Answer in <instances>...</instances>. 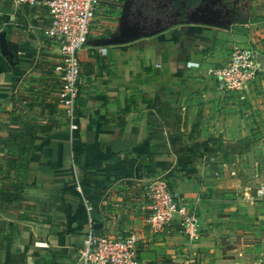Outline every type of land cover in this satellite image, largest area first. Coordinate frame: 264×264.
Returning <instances> with one entry per match:
<instances>
[{
	"label": "crops",
	"instance_id": "crops-1",
	"mask_svg": "<svg viewBox=\"0 0 264 264\" xmlns=\"http://www.w3.org/2000/svg\"><path fill=\"white\" fill-rule=\"evenodd\" d=\"M125 1L102 0L93 17L71 130L47 6L0 0V264H70L90 224L135 232L141 264H264V0H222L224 27L96 44L117 32ZM236 48L263 71L225 93L207 72ZM158 177L198 214L196 236L177 220L168 233L147 226L144 191Z\"/></svg>",
	"mask_w": 264,
	"mask_h": 264
},
{
	"label": "built area",
	"instance_id": "built-area-1",
	"mask_svg": "<svg viewBox=\"0 0 264 264\" xmlns=\"http://www.w3.org/2000/svg\"><path fill=\"white\" fill-rule=\"evenodd\" d=\"M39 2V0H26ZM102 0H43L49 11L46 33L57 42V64L60 74L58 97L71 130L77 128L75 102L79 95V51L87 43L91 22L102 6ZM192 62H187L190 65ZM263 71L258 56L251 48H236L228 60L208 70L225 93H243ZM263 186L257 190L260 196ZM145 222L154 233H168L174 220L189 237L198 233L199 217L186 211L170 189L166 177L153 180L144 191ZM139 237L129 231L122 237L98 233L90 224L84 235L79 257L70 264H141L136 247Z\"/></svg>",
	"mask_w": 264,
	"mask_h": 264
},
{
	"label": "water",
	"instance_id": "water-1",
	"mask_svg": "<svg viewBox=\"0 0 264 264\" xmlns=\"http://www.w3.org/2000/svg\"><path fill=\"white\" fill-rule=\"evenodd\" d=\"M133 0H126L122 16L120 20L119 29L115 34L101 38L96 42L98 45H107L132 41L147 34H153L156 31L144 32L137 23H130L129 10ZM228 14V9L222 0H200L192 9L189 10L187 21L191 23H203L207 25L224 27L227 26L231 20L225 15ZM0 48L2 53L7 54V46L5 42L4 33H0Z\"/></svg>",
	"mask_w": 264,
	"mask_h": 264
},
{
	"label": "trees",
	"instance_id": "trees-1",
	"mask_svg": "<svg viewBox=\"0 0 264 264\" xmlns=\"http://www.w3.org/2000/svg\"><path fill=\"white\" fill-rule=\"evenodd\" d=\"M196 2L197 0H186L184 3L180 0H135L134 5L139 8L146 22L153 23L155 24L153 26H157L148 30V32H152L177 23L186 22L189 10L196 5ZM176 12L178 13L175 14ZM244 15L240 19L243 23L248 20ZM139 25L141 26V24ZM2 149H4V146L0 148V150ZM12 161L14 159L11 157L8 165H12Z\"/></svg>",
	"mask_w": 264,
	"mask_h": 264
},
{
	"label": "flooded vegetation",
	"instance_id": "flooded-vegetation-1",
	"mask_svg": "<svg viewBox=\"0 0 264 264\" xmlns=\"http://www.w3.org/2000/svg\"><path fill=\"white\" fill-rule=\"evenodd\" d=\"M199 1L200 0H197L196 4ZM134 4H135V0H133L132 4L130 6V10H129L128 17H129L130 23L141 24L142 31H144V32H148L149 29H151L153 27H157V26H153V25H155L153 23L146 22L145 17L141 14V12L139 11V8L137 6H135ZM177 13L178 12H176L175 14H177ZM225 17H227V16L225 15Z\"/></svg>",
	"mask_w": 264,
	"mask_h": 264
}]
</instances>
